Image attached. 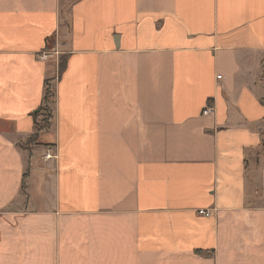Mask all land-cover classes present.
Instances as JSON below:
<instances>
[{
  "label": "crops",
  "instance_id": "crops-1",
  "mask_svg": "<svg viewBox=\"0 0 264 264\" xmlns=\"http://www.w3.org/2000/svg\"><path fill=\"white\" fill-rule=\"evenodd\" d=\"M262 98L264 0H0V264H264Z\"/></svg>",
  "mask_w": 264,
  "mask_h": 264
},
{
  "label": "trees",
  "instance_id": "trees-1",
  "mask_svg": "<svg viewBox=\"0 0 264 264\" xmlns=\"http://www.w3.org/2000/svg\"><path fill=\"white\" fill-rule=\"evenodd\" d=\"M64 58H63V61L61 59H59L58 63H57V69H58V72L62 71L63 68H64ZM51 94V90L49 88V86L46 85L45 87V91H44V94H43V98H42V102H41V105L39 106V108L34 112V122H35V132L32 133L29 138L26 140V144L27 143H30L32 141H34L37 137V132L40 131L41 129L43 128H46L48 126V119L50 118V110L47 108L45 111L47 112L46 116L43 115L42 117V124H39L40 121H39V112L41 111V108L44 107V106H47V101H48V98H49V95ZM53 95V94H52ZM261 102L264 104V98L261 99ZM45 113V112H44ZM264 147V146H263Z\"/></svg>",
  "mask_w": 264,
  "mask_h": 264
},
{
  "label": "built area",
  "instance_id": "built-area-1",
  "mask_svg": "<svg viewBox=\"0 0 264 264\" xmlns=\"http://www.w3.org/2000/svg\"><path fill=\"white\" fill-rule=\"evenodd\" d=\"M51 56H53V52L51 53L50 51L44 50L38 55V58H39V60L44 61V60H47ZM211 111H212L211 107H207V108L203 109L202 114H208ZM42 157L44 160L50 159L52 157H56L54 150H53V147H51V146L45 147L44 154ZM197 212H198V214H201L204 216H210L211 215V211L205 210V209H199V210H197Z\"/></svg>",
  "mask_w": 264,
  "mask_h": 264
},
{
  "label": "rangeland",
  "instance_id": "rangeland-1",
  "mask_svg": "<svg viewBox=\"0 0 264 264\" xmlns=\"http://www.w3.org/2000/svg\"><path fill=\"white\" fill-rule=\"evenodd\" d=\"M63 56L64 55H59V57H57V63H58V61H59V59H61L62 61H63ZM50 90H51V94L49 95V98H48V101H47V106H44V107H42L41 108V111L39 112V121H40V123L39 124H42L43 122H42V117H43V115L44 116H46V114H47V112L45 111L47 108L50 110V113H51V110H52V103H53V101H52V97H53V93H54V91H53V87L51 88V86H50ZM45 112V113H44ZM48 124H49V119H48ZM48 127V126H47ZM33 142V141H32ZM32 142H30V143H32ZM26 145V140L21 144V145ZM27 144H29V143H27Z\"/></svg>",
  "mask_w": 264,
  "mask_h": 264
}]
</instances>
